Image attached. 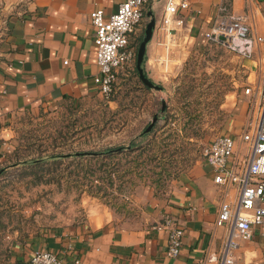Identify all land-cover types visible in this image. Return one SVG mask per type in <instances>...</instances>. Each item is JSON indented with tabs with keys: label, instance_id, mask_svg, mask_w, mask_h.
Returning <instances> with one entry per match:
<instances>
[{
	"label": "crops",
	"instance_id": "obj_1",
	"mask_svg": "<svg viewBox=\"0 0 264 264\" xmlns=\"http://www.w3.org/2000/svg\"><path fill=\"white\" fill-rule=\"evenodd\" d=\"M119 2L0 0V138L10 135V122L17 115L63 104L75 108L98 92L94 76L99 68L89 14L102 10L107 18ZM144 11L135 37L144 35L153 18L142 69L154 84L173 75L185 59L184 51L209 42L205 34L224 17L242 16L264 36V0H189L188 8L179 9L165 29L160 27L164 0H149ZM236 56L241 59L244 77L225 96L222 107L226 114L219 132L231 137L242 132L260 106L261 97L255 89L264 66V43L253 45L251 57ZM132 69L120 70L116 81L133 75ZM247 86L251 94L244 93ZM213 176L202 156L174 177L164 191L142 190L145 224L132 227L102 216L44 229L16 243L8 264H29L34 250L61 254L68 246V264H74L73 258L79 259L78 264H214L207 257L219 250L225 236V229L215 223L225 190L213 182ZM166 215L184 232L176 258L166 254L167 231L159 227ZM263 231L264 223L254 227L251 239L239 240L237 264H264Z\"/></svg>",
	"mask_w": 264,
	"mask_h": 264
},
{
	"label": "rangeland",
	"instance_id": "obj_2",
	"mask_svg": "<svg viewBox=\"0 0 264 264\" xmlns=\"http://www.w3.org/2000/svg\"><path fill=\"white\" fill-rule=\"evenodd\" d=\"M183 57L168 80L155 83L161 89H146L135 75L119 77L109 100L97 92L75 108L63 104L14 117L10 135L0 138V168H5L0 174V264H8L16 243L44 229L102 216L132 227L146 223L142 190H165L203 156L204 147L219 135L226 94L244 77L240 57L221 43L193 46ZM156 113L166 118L158 119L143 139L139 134ZM163 140L174 153L166 151ZM132 141H152L159 151L69 156L59 164L30 166L38 156L46 160ZM157 152L161 163L159 156L154 159Z\"/></svg>",
	"mask_w": 264,
	"mask_h": 264
},
{
	"label": "built area",
	"instance_id": "obj_3",
	"mask_svg": "<svg viewBox=\"0 0 264 264\" xmlns=\"http://www.w3.org/2000/svg\"><path fill=\"white\" fill-rule=\"evenodd\" d=\"M149 0H120L115 12L105 18L102 10L90 12L94 26L93 42L99 73L94 76L98 92L109 100L114 91L117 73L133 67L136 49L132 44L144 18V7ZM189 6V0H164L161 28L165 29L179 9ZM182 23L178 20V25ZM208 41H218L236 54L251 57L253 45L264 43V36L242 16H229L219 20L205 34ZM224 36L226 41L219 40ZM261 103L249 123L237 137L215 136L203 149V157L214 171L213 182L225 190L216 217V225L225 229L219 250L207 257L214 264H237L236 250L239 240L253 237L254 227L264 223V66L255 89ZM251 94V88H244ZM159 227L167 231L166 254L176 258L180 254L184 232L176 220L166 215ZM264 235V231L262 232ZM34 250L29 264H68L65 253ZM74 264L79 263L73 258Z\"/></svg>",
	"mask_w": 264,
	"mask_h": 264
},
{
	"label": "trees",
	"instance_id": "obj_4",
	"mask_svg": "<svg viewBox=\"0 0 264 264\" xmlns=\"http://www.w3.org/2000/svg\"><path fill=\"white\" fill-rule=\"evenodd\" d=\"M143 14L145 16V11H143ZM144 35L142 36H139V37H135L132 41V44L134 45L135 49H136V52H137V48H138V45L139 43L141 42L142 38H143ZM209 42H214V43H221V42H218V41H210ZM222 44V43H221ZM142 64H143V61L141 63V67H142ZM133 69V72L138 80L140 81L141 85H143L146 89H149L148 86H146L145 84H143V82L140 80V78L138 77V74H137V69H136V66L135 64L133 65L132 67ZM159 86V85H158ZM160 89H161V86H159ZM113 94H114V91H113ZM112 94V95H113ZM112 97V96H111ZM156 117V121L160 118H166L164 117L163 115H159V114H154L153 117ZM156 121L154 122L153 126L148 130L146 131V128L147 126L150 124V122L148 124H146L141 133L139 134L140 137H142L143 139H146L147 136H149L152 132H153V129H154V126H155V123ZM185 131V130H184ZM168 137V136H167ZM164 141V144H166L165 146L167 147L168 146V143ZM152 141H148L146 143H143V142H138V143H135V142H130L127 146H115V147H107L103 150H99V151H96V150H86V151H78V152H72L70 154H58V155H48V159L44 160L41 156H38L37 158H34L31 162H30V166H33V167H36V168H43L45 166V164L47 163H50V164H59L60 163V160L64 157H69V156H72V157H98V156H103V157H112V156H118V155H129L131 152L133 151H138L139 152V156L143 155L145 152L147 151H152V148L154 149L155 147L158 148V146L154 145L152 146L151 144ZM152 146V147H151ZM149 147V148H147ZM173 149L172 148L171 150L167 147L166 151L169 153H174L173 152ZM158 151H159V148H158ZM165 151V152H166ZM163 152V153H165ZM160 155V152H157L154 154V159L156 156H159ZM162 158H160L159 156V163H161L162 160H160ZM48 160L50 161H53V162H49ZM5 171V168L4 167H1L0 168V174L3 173ZM110 175V174H109ZM111 176V175H110ZM177 176V175H176ZM175 176V177H176ZM110 179V177H109ZM171 181V180H170ZM158 182H156L155 184H157ZM92 187V185L90 186V188ZM100 188V187H98ZM164 191V190H162ZM88 192L90 193H94L93 190H88ZM160 192V191H159ZM10 257V256H9Z\"/></svg>",
	"mask_w": 264,
	"mask_h": 264
},
{
	"label": "water",
	"instance_id": "obj_5",
	"mask_svg": "<svg viewBox=\"0 0 264 264\" xmlns=\"http://www.w3.org/2000/svg\"><path fill=\"white\" fill-rule=\"evenodd\" d=\"M148 15H150V13H148ZM154 22H155L154 19L151 18L145 26L144 36H143V38H142V40L139 43L138 48H137L135 65H136L138 77L143 82V84H145L146 86L151 87V88L160 89V87L158 85L154 84L152 81H150L146 77V75L144 74L143 69L141 67V63L143 61V56H144V52H145V45L150 40V38L152 36V31L154 28ZM219 40L226 41L224 36H219ZM155 121H156V117L154 116L152 118L150 124L147 126L146 131H148L153 126Z\"/></svg>",
	"mask_w": 264,
	"mask_h": 264
}]
</instances>
